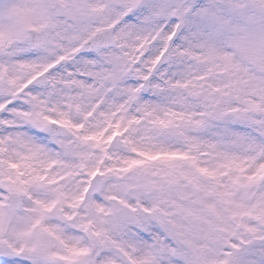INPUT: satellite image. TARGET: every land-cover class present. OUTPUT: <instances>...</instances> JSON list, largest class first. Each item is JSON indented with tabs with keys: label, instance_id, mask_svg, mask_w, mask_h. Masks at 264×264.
I'll return each mask as SVG.
<instances>
[{
	"label": "clouds",
	"instance_id": "9594fccd",
	"mask_svg": "<svg viewBox=\"0 0 264 264\" xmlns=\"http://www.w3.org/2000/svg\"><path fill=\"white\" fill-rule=\"evenodd\" d=\"M0 264H264V0H0Z\"/></svg>",
	"mask_w": 264,
	"mask_h": 264
},
{
	"label": "snow or ice",
	"instance_id": "6c2138e0",
	"mask_svg": "<svg viewBox=\"0 0 264 264\" xmlns=\"http://www.w3.org/2000/svg\"><path fill=\"white\" fill-rule=\"evenodd\" d=\"M19 12V10L18 9H13L12 10V14H16V13H18ZM163 153H157L156 155H153V154H151V153H149V152H143V153H141V155L142 156H144V157H148L149 159H156L157 158V156H159V155H162ZM167 155H170V156H176V155H178V153H175V152H172V153H167ZM144 163V160H142V159H134V160H132L130 163H129V167H132L133 165H139V164H143Z\"/></svg>",
	"mask_w": 264,
	"mask_h": 264
}]
</instances>
